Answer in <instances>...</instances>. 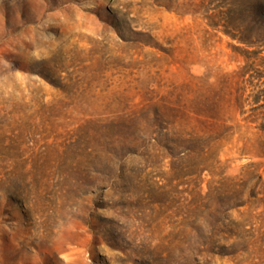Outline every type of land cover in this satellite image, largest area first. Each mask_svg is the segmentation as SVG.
<instances>
[{"label": "rangeland", "instance_id": "374dc122", "mask_svg": "<svg viewBox=\"0 0 264 264\" xmlns=\"http://www.w3.org/2000/svg\"><path fill=\"white\" fill-rule=\"evenodd\" d=\"M260 177L264 0H0V264H264Z\"/></svg>", "mask_w": 264, "mask_h": 264}, {"label": "trees", "instance_id": "16d2710c", "mask_svg": "<svg viewBox=\"0 0 264 264\" xmlns=\"http://www.w3.org/2000/svg\"><path fill=\"white\" fill-rule=\"evenodd\" d=\"M195 140H201V139H195ZM262 186L263 184L261 183V177H260V182L256 184L254 188L252 186L250 187L249 189L250 194H245L244 189L242 190L235 189V195L228 198L226 203L229 205L230 209L234 207L235 209L246 207L252 199L264 204V194H261V192H259V189L263 188ZM261 195H263V197H260ZM235 236L237 237L238 240L235 243V246L237 243L242 244L243 242L246 241L243 234L239 235L236 234L235 232Z\"/></svg>", "mask_w": 264, "mask_h": 264}]
</instances>
